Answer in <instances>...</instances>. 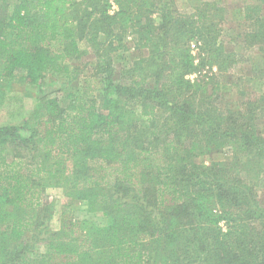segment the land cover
I'll use <instances>...</instances> for the list:
<instances>
[{"label":"trees","instance_id":"trees-1","mask_svg":"<svg viewBox=\"0 0 264 264\" xmlns=\"http://www.w3.org/2000/svg\"><path fill=\"white\" fill-rule=\"evenodd\" d=\"M223 3L0 0V86L36 87L22 124L0 119V264H264V92L220 103L238 56L222 39ZM240 11L246 42L264 50V0ZM129 35L148 53L118 69ZM86 52L92 72L62 105L45 80L75 82ZM0 97L11 112L23 100ZM212 153L226 157L195 161ZM49 188L66 199L58 229Z\"/></svg>","mask_w":264,"mask_h":264},{"label":"rangeland","instance_id":"rangeland-1","mask_svg":"<svg viewBox=\"0 0 264 264\" xmlns=\"http://www.w3.org/2000/svg\"><path fill=\"white\" fill-rule=\"evenodd\" d=\"M175 4L181 13L191 12L193 6L197 4V0H175ZM243 4L244 0H224L223 3L226 8V13L224 14V24H222V39L227 49L238 53L237 61L234 65L230 67L227 73L219 78L218 87L220 88V103L223 107L227 108L236 107V105L245 98H250L251 95L253 96L264 92V50L260 48L261 46L247 43L244 38V33L248 24L244 21L243 14L240 11ZM114 9H116L115 5L113 6V10ZM125 43L126 49L121 50V52L115 54L114 57L118 69H122L129 65L131 66L135 60L148 53L147 49H143L136 44L132 35L127 37ZM200 46V42L196 40L190 43V51L196 62L202 57ZM80 48L85 52L88 49L86 42H82ZM71 65L80 73L79 78L72 84L65 85L50 77H47L45 80V93L57 97L62 105H66L68 102V94L76 90L82 77L90 75L94 66V61L86 52L83 53L80 58L73 60ZM213 69L217 70V67L214 66ZM208 71H210V68L206 67L201 74H206ZM196 76L197 74L189 75V77L193 79ZM4 85L0 86V96L1 92L4 90L10 95L22 96L23 100L21 103L16 102L19 108L11 112L10 109L13 104L2 103L0 97V119L3 124H22L24 118L28 116L34 107L36 87L29 84L21 77L14 78L4 83ZM105 106L106 103L101 99L100 107L105 108ZM225 157L224 153H212L209 155H200L195 158V161L203 165H209L213 161L224 160ZM256 190L258 191L260 201L264 203V176L261 178L260 184L256 186ZM44 197L50 201H58L57 211L50 222L52 229H58L60 226L59 211L61 203L66 199L62 191L55 188H49L45 192ZM77 208L81 209V206ZM221 227L226 231L227 222H222Z\"/></svg>","mask_w":264,"mask_h":264}]
</instances>
